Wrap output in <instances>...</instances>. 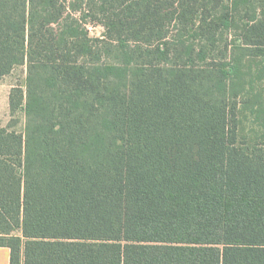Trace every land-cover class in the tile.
Listing matches in <instances>:
<instances>
[{"label":"trees","instance_id":"16d2710c","mask_svg":"<svg viewBox=\"0 0 264 264\" xmlns=\"http://www.w3.org/2000/svg\"><path fill=\"white\" fill-rule=\"evenodd\" d=\"M18 67L9 264H264V0H0Z\"/></svg>","mask_w":264,"mask_h":264},{"label":"rangeland","instance_id":"374dc122","mask_svg":"<svg viewBox=\"0 0 264 264\" xmlns=\"http://www.w3.org/2000/svg\"><path fill=\"white\" fill-rule=\"evenodd\" d=\"M89 36L92 38H100L103 29L100 26H88ZM26 74L25 67H18L13 70V72L2 78L0 80V127H5L9 120V113H8V93L10 89L14 86H23L24 79ZM259 88H264V79L258 84ZM23 115H19V124L15 128V131L22 132L23 130ZM241 125L239 128V133L241 137H250V134L255 131L254 124L251 122L250 119H245L242 117ZM19 235V233H16Z\"/></svg>","mask_w":264,"mask_h":264},{"label":"crops","instance_id":"0c3cea01","mask_svg":"<svg viewBox=\"0 0 264 264\" xmlns=\"http://www.w3.org/2000/svg\"><path fill=\"white\" fill-rule=\"evenodd\" d=\"M0 264H9V250L7 248H0Z\"/></svg>","mask_w":264,"mask_h":264}]
</instances>
